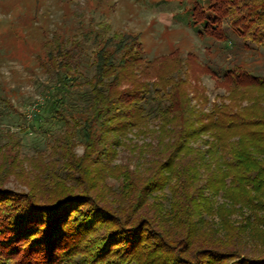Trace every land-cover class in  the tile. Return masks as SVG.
<instances>
[{"label":"trees","instance_id":"1","mask_svg":"<svg viewBox=\"0 0 264 264\" xmlns=\"http://www.w3.org/2000/svg\"><path fill=\"white\" fill-rule=\"evenodd\" d=\"M191 2L187 23L225 42L215 71L149 59L107 16L50 45L44 147L0 126V264H264V74L237 59L264 53V0ZM198 68L226 92L206 110Z\"/></svg>","mask_w":264,"mask_h":264},{"label":"rangeland","instance_id":"2","mask_svg":"<svg viewBox=\"0 0 264 264\" xmlns=\"http://www.w3.org/2000/svg\"><path fill=\"white\" fill-rule=\"evenodd\" d=\"M191 1L0 0V126H11L14 131H20L23 154H33L44 147V135L38 130L31 131L29 127L35 125L33 113L48 96L46 87L51 84L45 66L47 51L55 39L69 41L78 24L87 25L103 16L110 18L113 29L138 33L146 56L151 60L173 51L183 57L194 53L201 66L210 63L215 71L225 59V50L219 51L225 42L213 37L202 38L187 23L185 9ZM237 59L255 72L264 74V53L241 52ZM196 72L208 98V103L203 104L206 110L226 92L208 71L202 68ZM4 99L13 108L4 105ZM194 102H198L195 97ZM77 152H81V147ZM110 182L117 185L112 179ZM153 195L163 198L168 195V190L156 191ZM259 215L263 217L259 229L264 234V211H259ZM210 219L217 220V217ZM255 239H251V243L263 246Z\"/></svg>","mask_w":264,"mask_h":264}]
</instances>
